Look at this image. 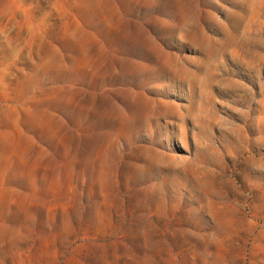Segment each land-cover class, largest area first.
<instances>
[{
	"label": "rangeland",
	"instance_id": "obj_1",
	"mask_svg": "<svg viewBox=\"0 0 264 264\" xmlns=\"http://www.w3.org/2000/svg\"><path fill=\"white\" fill-rule=\"evenodd\" d=\"M0 264H264V0H0Z\"/></svg>",
	"mask_w": 264,
	"mask_h": 264
}]
</instances>
